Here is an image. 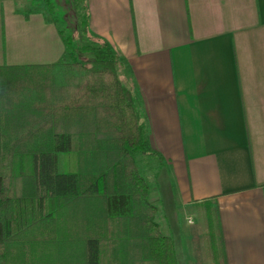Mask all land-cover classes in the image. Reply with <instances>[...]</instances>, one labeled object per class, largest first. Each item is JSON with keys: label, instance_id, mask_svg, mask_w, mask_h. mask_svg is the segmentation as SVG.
<instances>
[{"label": "crops", "instance_id": "crops-1", "mask_svg": "<svg viewBox=\"0 0 264 264\" xmlns=\"http://www.w3.org/2000/svg\"><path fill=\"white\" fill-rule=\"evenodd\" d=\"M48 2L0 0V67L88 66L109 49L163 159L147 164L149 201L214 230L196 247L178 233L180 255L169 236L177 264H264V0Z\"/></svg>", "mask_w": 264, "mask_h": 264}, {"label": "trees", "instance_id": "trees-1", "mask_svg": "<svg viewBox=\"0 0 264 264\" xmlns=\"http://www.w3.org/2000/svg\"><path fill=\"white\" fill-rule=\"evenodd\" d=\"M105 53L0 67V264H177L136 162L163 159Z\"/></svg>", "mask_w": 264, "mask_h": 264}, {"label": "rangeland", "instance_id": "rangeland-1", "mask_svg": "<svg viewBox=\"0 0 264 264\" xmlns=\"http://www.w3.org/2000/svg\"><path fill=\"white\" fill-rule=\"evenodd\" d=\"M54 9H56L55 6H54ZM72 46H74V45H72ZM73 57H75V59L78 60L79 57L85 58V57H87V55L83 56V55L77 53V55H75V56L73 55ZM88 58L91 59V56H88ZM64 61L68 62V58L64 59ZM78 61H82V60L79 59ZM91 65L92 64H89L88 66H91ZM152 161H156V160H154L152 158H148V157H142V156L136 157L137 166L145 178L146 177L150 178V174H149L150 170H149L147 164H148V162L152 163ZM58 162H59V170H62L63 169L62 156H59ZM155 197H156V194H152V198L155 199ZM153 205L158 208V212L156 215V222L160 225L163 233L172 237V239L175 243V246L177 245L175 239H176V236L178 233H184V232L191 233V235L193 236V242L192 243H193V246L195 245V247L197 244L201 243V240H200L201 235H203L205 238V235H204L205 231H206V234H207V232L214 233V230L213 231L212 230H205V228L203 227V217H204L203 212L201 214L200 213L197 214L196 211H194V209H192V208L181 207V208L177 209L176 218H173L172 216L174 215V212L170 211L169 208H165L164 205H161L158 202H157V204H155L153 202ZM189 217L193 220L195 225H189L188 224V218ZM176 252H177V255L180 252L178 246H176ZM198 259L201 260V262L204 261V258L202 260V258L198 257ZM201 262H200V264H201Z\"/></svg>", "mask_w": 264, "mask_h": 264}, {"label": "built area", "instance_id": "built-area-1", "mask_svg": "<svg viewBox=\"0 0 264 264\" xmlns=\"http://www.w3.org/2000/svg\"><path fill=\"white\" fill-rule=\"evenodd\" d=\"M189 223H191V221L189 220Z\"/></svg>", "mask_w": 264, "mask_h": 264}]
</instances>
